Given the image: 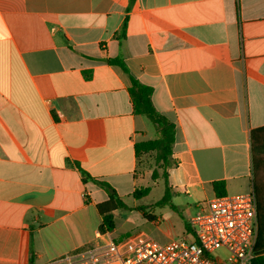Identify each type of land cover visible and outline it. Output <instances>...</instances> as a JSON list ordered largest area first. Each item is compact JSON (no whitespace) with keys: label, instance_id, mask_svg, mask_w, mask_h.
<instances>
[{"label":"crops","instance_id":"1","mask_svg":"<svg viewBox=\"0 0 264 264\" xmlns=\"http://www.w3.org/2000/svg\"><path fill=\"white\" fill-rule=\"evenodd\" d=\"M130 76L176 127L168 242L214 182L245 195L257 177L264 198V0H0V264L123 241L97 206L146 188L135 146L157 138Z\"/></svg>","mask_w":264,"mask_h":264},{"label":"built area","instance_id":"2","mask_svg":"<svg viewBox=\"0 0 264 264\" xmlns=\"http://www.w3.org/2000/svg\"><path fill=\"white\" fill-rule=\"evenodd\" d=\"M197 207L186 237L161 244L138 233L41 264H249L258 238L255 192L216 196ZM220 249L227 252L223 258L214 254Z\"/></svg>","mask_w":264,"mask_h":264},{"label":"trees","instance_id":"3","mask_svg":"<svg viewBox=\"0 0 264 264\" xmlns=\"http://www.w3.org/2000/svg\"><path fill=\"white\" fill-rule=\"evenodd\" d=\"M109 64L119 66L124 72L129 74V71L121 58L109 59ZM131 86L129 93L132 98L133 109L136 115L145 116L149 119L157 133L155 140L138 143L135 146L136 153L138 156L143 154H155V161L158 165L163 166L164 169V183L165 193L163 199L158 203L161 206L169 205L173 210L177 211V208L171 203L170 189L168 187V169L174 165L172 161L173 146L176 141V127L175 125L157 111L152 102L153 90L147 85L140 83L138 80L130 76ZM85 179L91 178L85 173ZM159 175L157 170H154L153 176L157 178ZM259 182L257 177L254 178V192L257 198V210H258V238L254 248V257L249 264H264V198L259 196L257 189ZM213 188L218 196L225 195V183L223 181L214 182ZM150 192V188H140L134 193L135 198H140L147 195ZM99 213L103 217V222L99 227L101 234H107L114 231L116 228L115 212L121 209H128V206L124 201L116 194L110 195V200L101 203L97 206ZM143 211V215L149 221L154 218L145 212V210L138 208Z\"/></svg>","mask_w":264,"mask_h":264},{"label":"rangeland","instance_id":"4","mask_svg":"<svg viewBox=\"0 0 264 264\" xmlns=\"http://www.w3.org/2000/svg\"><path fill=\"white\" fill-rule=\"evenodd\" d=\"M148 121L151 127H154L149 119ZM154 170H157L159 173L157 178L153 176ZM140 173L146 179V185L144 187H149L150 192L140 198L131 197L125 199V204L128 206V209H121L115 214L116 232L114 237L117 241H121L131 235L144 232L160 243H167L169 239L166 232L172 231L175 233L181 227L182 222L173 214L169 206H161L158 204L163 199L165 193L164 169L163 166L156 163L154 153L142 158L140 162ZM138 208L145 210L147 214L151 212L162 214L163 222L160 226L151 223L144 217L143 211ZM214 254L223 258L227 255V252L224 249H220Z\"/></svg>","mask_w":264,"mask_h":264},{"label":"water","instance_id":"5","mask_svg":"<svg viewBox=\"0 0 264 264\" xmlns=\"http://www.w3.org/2000/svg\"><path fill=\"white\" fill-rule=\"evenodd\" d=\"M110 192H111V193H113V191H112V190H110Z\"/></svg>","mask_w":264,"mask_h":264}]
</instances>
